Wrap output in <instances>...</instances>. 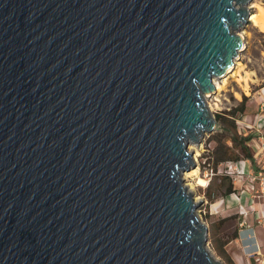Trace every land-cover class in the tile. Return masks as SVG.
<instances>
[{
    "label": "water",
    "instance_id": "water-1",
    "mask_svg": "<svg viewBox=\"0 0 264 264\" xmlns=\"http://www.w3.org/2000/svg\"><path fill=\"white\" fill-rule=\"evenodd\" d=\"M253 0H0V264H225L182 174Z\"/></svg>",
    "mask_w": 264,
    "mask_h": 264
},
{
    "label": "rangeland",
    "instance_id": "rangeland-1",
    "mask_svg": "<svg viewBox=\"0 0 264 264\" xmlns=\"http://www.w3.org/2000/svg\"><path fill=\"white\" fill-rule=\"evenodd\" d=\"M258 3L264 7V0H253L252 3ZM251 3V7H252ZM255 9L252 8V12ZM244 33L243 36L245 38V49L241 52L239 59L236 62V66L231 73H229L226 77H223L220 80L222 81L224 78H228V82L224 85L221 91H217L213 94H208L206 98L207 107L209 110V114L213 116L215 119L217 115L224 113L225 111H229L231 108L238 105V102L242 101L243 94L249 96L251 92L255 91L257 88L264 86V47L262 45L264 40V30L260 27L255 26L250 20L249 22L241 29ZM241 32V33H242ZM240 64H237L239 63ZM237 72L236 76L229 77L233 72ZM239 76V77H238ZM241 119L239 116L238 120ZM217 120V119H216ZM220 122L217 121V129L212 133H206L205 137L201 141V143L193 144L190 146H194V154L196 151L199 152L198 158L196 160V164L199 168V176L204 178L208 183L212 180L213 190H216V187L220 185L222 182L221 178L223 175H227L228 180L225 181V184L228 185L229 182L234 184V180L237 182V187L240 186L239 178L235 175V169L229 170V173L225 171V166L220 165L218 167V171L212 174L211 168H213V159H212V151L216 146V143L213 139V135L220 131ZM189 146V148H190ZM192 151V150H191ZM189 172V171H188ZM184 172L182 174V178L184 179L185 185L190 184L188 187L189 192H191L195 198V201L199 204L197 208V214L201 221L208 227L209 229V238L207 247L213 254V256L225 264H228L223 257H221L217 251L214 249L212 244L211 237V224L213 221L218 220L221 217H227L230 215H238V210H240V204H236L235 200H230L229 209L230 211L227 214H221L215 212L214 209L211 208V204L214 203L209 200L207 195L205 194L206 186H201L197 184V179L186 178ZM235 186V184H234ZM215 188V189H214ZM239 189V188H238ZM237 189V190H238ZM236 190V191H237ZM250 199H248L245 204V209L251 212L250 210ZM249 212V213H250ZM248 215V213H247ZM237 221L231 227L234 229ZM239 229L240 226L238 225ZM233 241V240H232ZM230 243V242H229ZM228 243V244H229ZM227 244V245H228ZM226 245V248H227ZM235 245H230L229 249L233 250ZM229 253V252H228Z\"/></svg>",
    "mask_w": 264,
    "mask_h": 264
},
{
    "label": "crops",
    "instance_id": "crops-1",
    "mask_svg": "<svg viewBox=\"0 0 264 264\" xmlns=\"http://www.w3.org/2000/svg\"><path fill=\"white\" fill-rule=\"evenodd\" d=\"M240 133L252 136L248 145L253 151L255 162L248 159L241 160V169L244 172L239 176L240 186L237 187V182L234 180L235 189L240 190L245 183L249 181L248 173L253 171H264V86L257 88L247 96L245 111L241 114V119L238 120ZM224 166V164L222 165ZM211 208L217 213L227 214L230 211L229 201L226 196L213 201ZM239 204V203H236ZM240 210L247 211L248 215L240 213L238 225L239 236L231 241L226 250L229 252L235 264H264V198H255L250 205V211L245 207ZM250 212V213H249ZM252 237L250 240L249 237ZM230 245H235L233 250L229 249Z\"/></svg>",
    "mask_w": 264,
    "mask_h": 264
},
{
    "label": "trees",
    "instance_id": "trees-1",
    "mask_svg": "<svg viewBox=\"0 0 264 264\" xmlns=\"http://www.w3.org/2000/svg\"><path fill=\"white\" fill-rule=\"evenodd\" d=\"M262 45L264 47V40ZM246 101L247 96L243 94V99L238 102L237 106L216 117L217 121L221 124L220 131L213 135V139L216 143L212 151L214 172H217L218 167L227 161L248 159L253 163L255 162L253 151L248 145L252 136L250 134L244 135L240 133L238 127V118L245 111ZM226 176L227 175L222 176V183L216 187V190H213L212 180L207 184L205 194L211 202L235 192L236 189L232 182H229L228 185L225 184V181L228 180ZM239 220L240 218L236 214L221 217L211 224L210 231L213 247L228 264H235L226 250V245L239 236ZM235 221H237V223L234 229H231Z\"/></svg>",
    "mask_w": 264,
    "mask_h": 264
},
{
    "label": "built area",
    "instance_id": "built-area-1",
    "mask_svg": "<svg viewBox=\"0 0 264 264\" xmlns=\"http://www.w3.org/2000/svg\"><path fill=\"white\" fill-rule=\"evenodd\" d=\"M241 160L240 161H227L224 163L225 171L229 173V170L235 169V175L237 177L242 176L244 172L242 171L241 167ZM212 174H214V169L211 168ZM230 174V173H229ZM249 181L245 183L240 190H235V192L226 196L227 200H235L237 203L240 204L241 209L246 206L245 202L249 200L250 204L253 203L255 198H264V171L258 170L248 173ZM241 214L247 215V211L240 210ZM259 222L264 221V219L258 220ZM249 240L252 238L248 236Z\"/></svg>",
    "mask_w": 264,
    "mask_h": 264
},
{
    "label": "bare ground",
    "instance_id": "bare-ground-1",
    "mask_svg": "<svg viewBox=\"0 0 264 264\" xmlns=\"http://www.w3.org/2000/svg\"><path fill=\"white\" fill-rule=\"evenodd\" d=\"M252 8H254L255 9V11L254 12H252V15H251V17H250V21L255 25V26H257V27H260L262 30H264V7L263 6H261L260 4H258V3H252ZM242 31H238V33H239V35H241V37L244 39V36H243V32L241 33ZM237 62V61H236ZM236 62H235V65H234V67H229L228 68V73L225 75V76H223V77H226L229 73H231L232 71H233V69L235 68V66H236ZM237 64H240V62L239 63H237ZM237 75V72L235 71V72H233L229 77L231 78V76H236ZM222 77V78H223ZM239 77V76H238ZM221 78V79H222ZM215 79H217V78H215ZM217 80H220V79H217ZM217 80H214V82H215V86H216V90L217 91H221L222 89H223V87H224V85L228 82V78H224L222 81H217ZM209 93H207L206 94V97H207V95H208ZM211 94V93H210ZM191 145H193V144H191ZM190 151L192 150H194V146H190ZM198 155H199V152L198 151H196V154H194V160H195V163H196V160H197V158H198ZM189 171V172H188ZM187 171V173L185 174V177L186 178H192V177H194V178H196L197 179V184L198 185H201V186H206L207 184H208V182L204 179V178H202L201 176H199V168H198V165L195 167V168H192V169H190V170H188ZM186 172V171H185ZM187 186H189L190 184H186Z\"/></svg>",
    "mask_w": 264,
    "mask_h": 264
}]
</instances>
